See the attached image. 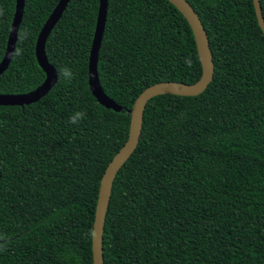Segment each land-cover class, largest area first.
Wrapping results in <instances>:
<instances>
[{
    "label": "trees",
    "instance_id": "16d2710c",
    "mask_svg": "<svg viewBox=\"0 0 264 264\" xmlns=\"http://www.w3.org/2000/svg\"><path fill=\"white\" fill-rule=\"evenodd\" d=\"M60 1L25 0L0 93L46 81L37 43ZM189 1L209 33L215 78L204 93L149 101L113 184L105 264H264V32L254 0ZM16 8L0 0V64ZM99 11L100 0H72L47 43L57 86L37 102L0 105V264H94L101 178L128 139L137 98L202 77L193 28L171 1L109 0L99 74L123 109L106 107L89 78ZM76 111L86 117L70 124Z\"/></svg>",
    "mask_w": 264,
    "mask_h": 264
},
{
    "label": "water",
    "instance_id": "95a60500",
    "mask_svg": "<svg viewBox=\"0 0 264 264\" xmlns=\"http://www.w3.org/2000/svg\"><path fill=\"white\" fill-rule=\"evenodd\" d=\"M71 1L72 0L60 1L57 8L45 24L38 39L37 59L47 75L44 84L30 93H0V105L24 106L37 102L57 86L59 82V73L56 67L50 63L47 54V43L53 31L62 20ZM169 1H171L185 15L193 28L203 65V74L202 77L194 83L163 81L153 84L146 88L137 98L134 107L131 109V127L128 139L109 162L101 178L93 231L94 264H105V231L113 184L118 172L139 145L144 130L145 113L149 101L155 96L163 93H177L183 95L204 93L215 78L216 63L211 39L200 14L189 0ZM16 3V14L10 33L7 52L0 64V77L8 71L15 58L20 30L26 12L25 0H16ZM254 3L259 25L264 32V12L261 0H254ZM108 14L109 0H100L98 24L90 59V87L94 95L103 105L110 109L121 111L123 106L105 92L99 74L100 55L108 22Z\"/></svg>",
    "mask_w": 264,
    "mask_h": 264
},
{
    "label": "clouds",
    "instance_id": "9594fccd",
    "mask_svg": "<svg viewBox=\"0 0 264 264\" xmlns=\"http://www.w3.org/2000/svg\"><path fill=\"white\" fill-rule=\"evenodd\" d=\"M185 63L188 64L189 66L191 65V59H185ZM63 78L67 81H71L74 79V73L72 72V70L70 68H63L61 70L60 73ZM86 117L85 112L83 111H76L74 114H72L69 118V123L70 124H74V125H78L82 120H84ZM0 239H3V237H0ZM5 245L4 244H0V251L5 250Z\"/></svg>",
    "mask_w": 264,
    "mask_h": 264
}]
</instances>
